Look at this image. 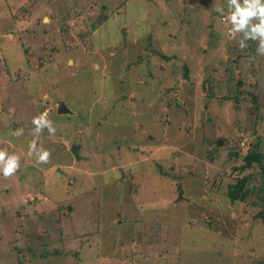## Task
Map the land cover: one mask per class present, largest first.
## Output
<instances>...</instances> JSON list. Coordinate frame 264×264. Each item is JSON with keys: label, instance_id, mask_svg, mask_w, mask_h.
Masks as SVG:
<instances>
[{"label": "rangeland", "instance_id": "1", "mask_svg": "<svg viewBox=\"0 0 264 264\" xmlns=\"http://www.w3.org/2000/svg\"><path fill=\"white\" fill-rule=\"evenodd\" d=\"M228 14L227 0H0V150L20 158L0 173V264H264V213L226 198L240 158L264 155V55L229 37ZM239 79L257 82L258 111L248 87L225 99ZM45 112L55 134L36 137Z\"/></svg>", "mask_w": 264, "mask_h": 264}, {"label": "clouds", "instance_id": "2", "mask_svg": "<svg viewBox=\"0 0 264 264\" xmlns=\"http://www.w3.org/2000/svg\"><path fill=\"white\" fill-rule=\"evenodd\" d=\"M228 16L226 20L231 27L228 30L230 38L235 39L237 34H241L239 40L240 49L247 47L246 41H259L257 53L264 55V0H227ZM218 12L223 14V8H218ZM257 21V22H254ZM48 114L42 113L32 120L34 125L33 134L36 137L42 133L43 129L47 128L50 135L55 134V127L47 118ZM23 134V129H17L13 135L20 136ZM35 154L37 163H48L51 153L44 149H37L36 141L33 140L29 144L28 155ZM19 156L16 154L9 155L7 150H0V173L4 178H9L14 175L20 168Z\"/></svg>", "mask_w": 264, "mask_h": 264}, {"label": "trees", "instance_id": "3", "mask_svg": "<svg viewBox=\"0 0 264 264\" xmlns=\"http://www.w3.org/2000/svg\"><path fill=\"white\" fill-rule=\"evenodd\" d=\"M155 55L161 57L164 61H169V58L155 52ZM253 61L250 63L252 65ZM252 76L255 77V72L252 71ZM188 71L185 69L184 78H187ZM257 83V82H256ZM249 84L243 79H239L235 85V90L233 91L232 96L225 97L227 101L234 102L235 106H239L242 99L238 96L240 94V89L243 87H248L250 91H247L246 94L249 96V101L251 103V108L255 111H258L260 106H263L261 102L260 90L257 87V84ZM205 147L212 150L216 148V144L213 141H209L206 138H203ZM258 144L251 146L250 150L245 154L244 157L240 158V165L236 168L239 177L236 179V182L233 184L227 185L226 198L230 203H244L249 202L255 208H259L260 212L257 214V217H262L264 213V155L260 153ZM78 153V151H77ZM209 153V152H208ZM213 154L208 155V160L213 161ZM78 155V154H77ZM238 158V156L236 157ZM259 174V179L256 180L255 175ZM243 174V175H242ZM253 183H259L258 186L253 187Z\"/></svg>", "mask_w": 264, "mask_h": 264}, {"label": "water", "instance_id": "4", "mask_svg": "<svg viewBox=\"0 0 264 264\" xmlns=\"http://www.w3.org/2000/svg\"><path fill=\"white\" fill-rule=\"evenodd\" d=\"M66 112H69V110H67V108L65 107V104L63 102H61L59 104V107H58V113L59 114H63V113H66ZM221 144V141L219 140V142H217V145L220 146ZM71 153L76 157V158H79V156L77 155V147L76 146H72L71 148Z\"/></svg>", "mask_w": 264, "mask_h": 264}, {"label": "flooded vegetation", "instance_id": "5", "mask_svg": "<svg viewBox=\"0 0 264 264\" xmlns=\"http://www.w3.org/2000/svg\"><path fill=\"white\" fill-rule=\"evenodd\" d=\"M221 141V143H222V140H220ZM217 142H219V140L218 141H216L215 143H216V145H217ZM72 154V153H71ZM73 155V154H72ZM74 156V155H73Z\"/></svg>", "mask_w": 264, "mask_h": 264}, {"label": "built area", "instance_id": "6", "mask_svg": "<svg viewBox=\"0 0 264 264\" xmlns=\"http://www.w3.org/2000/svg\"><path fill=\"white\" fill-rule=\"evenodd\" d=\"M225 20V19H224Z\"/></svg>", "mask_w": 264, "mask_h": 264}]
</instances>
